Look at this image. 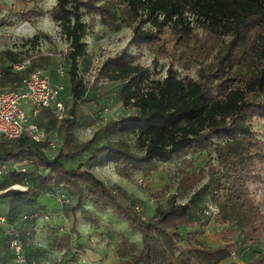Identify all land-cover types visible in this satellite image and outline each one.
<instances>
[{
    "label": "trees",
    "instance_id": "trees-1",
    "mask_svg": "<svg viewBox=\"0 0 264 264\" xmlns=\"http://www.w3.org/2000/svg\"><path fill=\"white\" fill-rule=\"evenodd\" d=\"M49 15L67 41L64 55L69 61L71 116L57 125L61 148L54 157L26 137L11 145L7 143L14 141L0 144V162L24 169H12L1 180L29 176L33 182L27 191L0 195L8 199V226L26 237L27 230L19 223L44 212L42 187H56L60 195L68 193V202H61L63 210H71L68 204L75 198L72 211L78 210L83 218L95 221L94 211L109 209L140 232L141 249L122 235L116 249L120 258L133 257L142 264H264L261 260L227 261L232 254L227 246H206L203 239L197 242L189 233L182 238L178 229L194 228L199 221L190 208L198 191L183 204L172 196L167 207H156L155 214L148 216L139 200L107 187L90 170L112 163L124 176L137 171L147 176L158 168V162H168L185 151L209 154L213 146L211 157L217 168L206 171L212 183L210 202L219 220L232 223L250 242L264 238V212L249 197L247 188L250 179L256 180V162H264V146L250 130L254 117L264 118V0H55ZM86 16H97L100 25L111 31L131 26L128 45L146 46L158 56L165 54L161 36L168 31L173 40L171 60L185 68L195 62L200 65L195 77L181 78L170 65L163 78L148 80V69L136 63L126 49L104 60L99 77L123 82L117 98L133 108L132 114L108 126L113 124L120 133L134 135L143 150L140 154L120 143H100L97 133L81 143L74 140L77 103L86 93L78 75V62L88 53ZM38 39L35 34L27 42ZM220 42L223 45L217 53ZM211 57L213 61L205 65ZM25 58H30L29 65L15 70L13 65ZM39 66L27 50L0 51V90L16 89L21 79ZM260 170L264 172V167ZM86 201L90 209L84 207ZM204 210L197 211L202 218ZM195 231L200 238L201 231ZM126 261L129 264V259Z\"/></svg>",
    "mask_w": 264,
    "mask_h": 264
},
{
    "label": "rangeland",
    "instance_id": "rangeland-1",
    "mask_svg": "<svg viewBox=\"0 0 264 264\" xmlns=\"http://www.w3.org/2000/svg\"><path fill=\"white\" fill-rule=\"evenodd\" d=\"M6 2L8 12L3 15L2 13L6 9L3 0H0V51L7 49L27 50L31 54V57H33V60L40 64L38 68L48 73L51 82L54 83V85L51 83L52 86L60 89V92H62L61 99L70 110L73 99L68 76L69 61L64 55L67 49V41L60 28L51 20L49 15V11L55 3H52V0H6ZM36 12H40L41 15L36 16ZM26 13L31 14L27 15ZM83 21L88 25L89 29V34L84 38L88 53L87 56L78 62V75L86 85V93L82 100L77 103L75 111L77 124L74 127V140L76 143H81L89 140L94 133H97V137H100V143H120L127 146L131 153L140 154L143 150L137 146L134 135L120 133L113 124L108 126L113 121L115 122L120 118L132 114L133 108L123 104L117 98V92L123 85V82H109L99 77V69L104 60L118 55L126 49L127 54L131 55L136 63L148 69L150 78L148 80L163 78L166 69L170 65H173V68L178 71L181 78L195 77L200 65L197 64L198 62H195V64L185 68L178 61L171 60L169 53L173 48V40L168 31H165L161 36L165 54L158 56L150 52L146 46L137 48L132 44L128 45V41L132 35L131 26H123L119 31H111L100 25L97 16H86ZM35 34L39 35L38 41L29 44L27 40ZM221 44L223 45L220 42L215 48L217 53ZM25 60H29L30 63V58H25ZM211 61H213L212 57L206 60L204 64L211 63ZM59 70H62L63 74H60ZM28 116H30V113H28ZM70 116L69 113L68 117ZM33 121L55 139L56 147L54 150H47L42 147L50 157L56 156L61 148L60 136L57 129L60 121L54 119L51 110L50 113H45L42 117H39L38 122L37 120ZM250 130L254 138L264 146V118L254 117L250 121ZM14 143L15 141L8 142L7 144L11 145ZM212 148L213 146H210L211 152L209 154H206L207 152L185 151L174 156L168 162H158V168L151 171L147 176L142 175L138 171L131 176H124L118 172L112 163L94 166L90 170L107 187L123 190L126 192L127 197L139 200L140 207L144 208L145 215L148 216L155 214L156 207H167L172 196H175L176 203L183 204L188 202L191 196L198 191L194 202L190 204V208L192 215L197 213L194 219L197 220L199 217V221L194 228L185 229L184 231L188 230V232L186 234L181 233L182 238L184 239L189 233L188 235H193V239L197 242H199L198 239L200 241L203 239L202 243L206 246H227L232 253L227 261H264V238H260L257 242H250L246 238L245 233L240 229L236 230L232 223H222L219 220L218 211L214 204L210 202L212 183L208 181L209 174L206 170L217 168L215 158L211 157V154L213 155ZM85 157L83 156L80 160H85ZM255 167L259 169L254 172L256 180L250 179L247 182V188L249 197L264 212V172L260 170L264 167V162H256ZM202 172L205 173L201 174ZM6 178L5 180H1L2 177H0V195L5 192L27 191L29 187H33L32 179L29 176H22L18 180H15L16 177L12 176H6ZM35 187L41 188V185L36 184ZM41 189L43 193L40 198H56L60 202L63 200L58 188L44 186ZM63 192L66 193L63 195L67 198V191ZM74 203L75 198L68 204L71 210ZM208 205L212 208V214L209 217L204 216L202 218L200 216L201 213L199 212L198 214L197 211L202 210V208L206 209ZM7 207L8 199L0 197V217L3 219L0 220V264H18L10 254L7 244ZM76 211L78 210L73 211L75 212L73 214L77 216L79 214ZM110 214L117 216L112 211ZM37 217L44 219L42 220L43 223L39 224L38 231L41 228L44 230L45 226H48L47 222H49V219L46 221V218L49 216L44 212H39ZM201 221L204 224L200 223ZM77 222L80 223L75 218L73 220L70 218L67 224L66 222L63 224V230L69 233L61 236L59 241L54 239L53 234L56 233L55 231H59L60 226H54L52 236H48L46 241L42 240L46 242L47 246L44 249L42 248L45 251L44 255L41 254L39 257L43 256L42 258L45 259V262L42 261L43 259L37 258L35 251H26V245L28 243V245H31L32 241L35 240V233L36 236L38 235V231L35 232L36 227L34 225L27 226L25 234L27 236L23 238V249L26 259L34 261L35 264H60V258L62 260V257L64 259L67 257L64 261L65 264H77L83 263L84 255L91 260L95 256V253H91L87 249L84 242L85 238L81 235L79 236L78 232H76ZM195 230L201 231L202 236L200 238L197 234H194ZM134 231L140 233L136 229ZM94 234L92 236H95ZM100 239L103 243L107 241L103 238ZM35 242L38 243L39 240ZM94 243H91L93 247L95 246ZM75 248L80 250V252H70ZM67 251L69 252L66 255ZM100 256L103 255H98L97 259ZM127 259H129L130 264H142L141 262H136V259L133 257ZM95 264H111V262L108 260L102 263L98 260Z\"/></svg>",
    "mask_w": 264,
    "mask_h": 264
},
{
    "label": "built area",
    "instance_id": "built-area-1",
    "mask_svg": "<svg viewBox=\"0 0 264 264\" xmlns=\"http://www.w3.org/2000/svg\"><path fill=\"white\" fill-rule=\"evenodd\" d=\"M29 65V60L13 65L15 70H24ZM63 74L62 70H59ZM46 109L57 121L68 117L69 109L61 99L60 89L51 85L48 73L36 68L24 76L16 89L0 90V144L4 141H14L26 137L30 141L42 145L47 150H54L56 142L53 136L44 131L33 119ZM30 113V116H28ZM12 169L24 171L19 165L0 162V177ZM65 202L68 199L60 195ZM204 216L212 214L211 206L203 211ZM0 220H3L0 217ZM8 248L18 264H35L28 261L24 254V237L20 236L13 226H8ZM83 264V263H77Z\"/></svg>",
    "mask_w": 264,
    "mask_h": 264
},
{
    "label": "crops",
    "instance_id": "crops-1",
    "mask_svg": "<svg viewBox=\"0 0 264 264\" xmlns=\"http://www.w3.org/2000/svg\"><path fill=\"white\" fill-rule=\"evenodd\" d=\"M3 3L5 5V9H6V3H7L6 0H3ZM6 12H8V9L4 10L2 14L4 15ZM50 82H51V79H50ZM52 84L54 85V83H52ZM61 94H62V92H60V96H61ZM45 113H50V110L46 109ZM45 113H41L37 118H35L33 120H37V122H38V118L42 117V115ZM79 161L80 160H78V159L75 160L76 163H79ZM58 201L56 200V198H43V202H45L44 204H46L44 213H46L49 216L46 218V221H48V219H49V222H47L48 226H45L46 228L44 230L41 228L38 231L39 224H42L43 223L42 220H44V219L39 218V217L33 216V218H32L30 216V219L27 220L26 222L19 223L20 224L19 226H21L24 229H26L27 226H33L34 225L36 227L35 232L38 231L37 232L38 235L36 236V233H35V240L32 241L31 245H28L29 243L26 245V251L27 252L28 251L29 252L35 251L37 258H40L41 260L43 259L42 258L43 256L42 257H39V256L41 254L45 253V251L43 249L47 245H46V242H44V241H46V238H48V236L49 237L52 236V233L54 232V226H60V228L58 229L59 231H55L56 233L53 234L55 240L57 239L59 241L61 236H63L64 234L67 235L69 233L68 231L63 230V228H64L63 224H65V222L67 224V221L70 218H71V220H73L75 218L77 221H80V223H78V222L76 223L75 230H76V232H78L79 236L81 235L85 238L86 241L84 240V242L87 246V249L89 251H91V253L92 252L95 253V256H93L91 260H89L87 258V256L83 255V257H85L84 260L82 261L83 264H95V262H97L98 260L102 263H105L106 261L110 260L111 264H128V262L126 261V259H127L126 257L120 258L116 253L117 246L122 241V235L127 237L130 241L134 242L138 249H141V247H142L141 234L134 231L133 228L129 227L127 222L124 221V219H122L120 216L111 215L110 214L111 211L109 209L94 211L95 221H92L90 219H85V218L83 219V217L81 216L79 211H76L80 215V216L77 215L78 216L77 217L75 214H73L75 212H73L72 210H66V211L63 210L64 208H61L62 207V204H61L62 201L61 202L60 201L58 202ZM84 207L86 209H90L91 205L88 201H86L84 204ZM46 210H47V212H46ZM185 229H188V227L181 226L178 229V232L182 233V234L183 233L186 234L189 229L184 231ZM61 230H63L64 232L63 231L61 232ZM47 233H49V235H47ZM92 234H94L95 236H92ZM100 238L106 239L107 241L105 243H103V241ZM38 240H39V242L36 243L35 241H38ZM42 240H44V241H42ZM77 241H78V239H77ZM92 242L93 243L96 242V243H94V245H95L94 247H93V244H91ZM68 252L69 251H67L66 255L68 254ZM70 252L79 253L80 250H77L75 248L74 250H71ZM102 252H104V254H102ZM98 255H103V256H100V258L97 259ZM63 259H64V257H62V260L60 258V262H61L60 264H63V263L65 264L64 261H65V259H67V257L64 260ZM42 261L45 262V259H43ZM71 264H75V263H71Z\"/></svg>",
    "mask_w": 264,
    "mask_h": 264
},
{
    "label": "clouds",
    "instance_id": "clouds-1",
    "mask_svg": "<svg viewBox=\"0 0 264 264\" xmlns=\"http://www.w3.org/2000/svg\"><path fill=\"white\" fill-rule=\"evenodd\" d=\"M52 3H55V0H52Z\"/></svg>",
    "mask_w": 264,
    "mask_h": 264
}]
</instances>
